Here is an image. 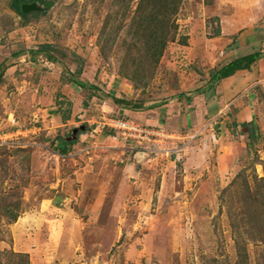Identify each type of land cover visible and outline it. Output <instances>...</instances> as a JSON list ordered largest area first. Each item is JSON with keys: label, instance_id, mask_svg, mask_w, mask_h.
<instances>
[{"label": "rangeland", "instance_id": "rangeland-1", "mask_svg": "<svg viewBox=\"0 0 264 264\" xmlns=\"http://www.w3.org/2000/svg\"><path fill=\"white\" fill-rule=\"evenodd\" d=\"M9 2L0 0V264H264V87L251 90L248 122L237 105L248 87L215 115L201 106L222 100L223 85L213 99L195 91L236 43L215 38L221 17L245 9L242 20L258 1L183 0L176 30L153 38L139 0H54L27 19ZM250 24L264 27V15ZM41 43L62 55L33 53ZM111 94L140 107H119ZM157 107L171 118L154 120L165 131L154 144L114 139L103 125L112 116L153 121ZM181 127L193 137L176 150ZM40 212L45 228L53 218L51 238L27 219L17 229L28 247H14V223Z\"/></svg>", "mask_w": 264, "mask_h": 264}, {"label": "crops", "instance_id": "crops-1", "mask_svg": "<svg viewBox=\"0 0 264 264\" xmlns=\"http://www.w3.org/2000/svg\"><path fill=\"white\" fill-rule=\"evenodd\" d=\"M253 1H255V0H253ZM257 1L259 3V6H260V2H261V6L262 7L264 6V0H256V2ZM259 6L252 5L251 9H246V10H248V14L245 16L246 18H242V20L239 19L238 14L241 13L245 9H233L231 11L232 13H230L229 16L227 14V15H224L221 17V24L219 21L220 32H219V34L215 35V38L216 37L220 38L221 41L225 40L226 44H228L230 42L229 40H231L232 43L236 42L234 44L231 43L232 45H229L227 47L228 50L226 48L227 51L225 52V54H226L225 56H226L227 62L231 61V59L233 60L236 57L242 56L243 54L236 55L235 52L241 51V50L245 49L246 47H250V49H252V51L250 53L254 52L257 49L260 52L264 53V27L261 26L260 28H257V27L252 28L251 26H253V25L250 24L251 21L255 22L256 20H260V18L264 15V9H258ZM244 22H247L246 25L241 26V24H243ZM256 32L261 35L262 40H261V42L257 41V43L255 44V38L257 36H253V34H255ZM246 37H248V38H246ZM212 49H213L214 54L211 52H209V53L211 56V60L214 62L215 58H217L215 56L216 55L215 51L217 49L216 48L215 49L212 48ZM222 53H223V51L221 52V54ZM247 54H249V53H247ZM223 55H224V53H223ZM223 55H220V56H223ZM244 55H246V54H244ZM221 85H223L222 88H224V91H221L223 94L222 100L217 99L216 101H211L212 103H210V105L208 104L204 107L202 105L201 107H202V110L204 111V112L202 111V115L208 111H212V113H214V115H215L218 112L222 111L223 109L225 110V108L221 107V105L224 106V103L226 104V101H231L234 99L237 100V98L244 91V89L248 87L246 89L247 90L246 93L248 96V97H246L247 99H243V100L241 99L242 101L240 100V102L237 103V105L238 106L241 105L243 113L245 111L244 114L246 116L241 117V120H245L247 122L249 120H252L251 118L253 116V113L251 111V109H252V107H251L252 102L251 101H253L252 97H254L255 94L251 90H253L255 88L260 90L261 88L264 87V55L262 57L258 58L255 62H253L248 69L238 70L233 75L218 80L215 83V89L214 90L217 91V87H219ZM191 98L189 100H186V101L190 103ZM211 99H213V96H211ZM186 104H188V103H186ZM190 110L192 112V111H195L197 109L194 106V109L191 108ZM148 111L146 112L147 114H149ZM152 111L154 112V114L150 115V116H151L153 121H147L150 124H155V125H156V123L159 124L160 122L154 123V120L163 121L161 118H163L164 122L167 123L169 121V118H171L169 116L164 115V109H162V108L157 107L156 109H154ZM131 112L135 113L136 111H131ZM168 112L169 111L165 112V114H167ZM223 114H226V112L224 111ZM57 116H59V115L58 114L54 115L55 118ZM154 116H156V117H154ZM228 116H229V114H228ZM178 117L179 116L175 117L176 121H174L175 118L171 119L172 120L171 121L172 126H173L171 128H175L176 126H178V123H180V119ZM181 118H182V124L183 125L188 126V124H190L191 117H190L189 113H187V114L184 113L181 116ZM236 121H238V120H236ZM219 122H221V121H219ZM215 123H216V121H215ZM228 125L230 126V123ZM183 128L192 129L191 127H183ZM181 130L184 131L182 129V127H181ZM99 144H102V143H99ZM52 200H53V198H49V200H48L49 205H48L47 209L50 208L52 210L54 208L57 210L58 208H57V206L52 204ZM40 204H43V203H40ZM40 207L44 208L45 206H40ZM40 210H43V209H40ZM39 214H40L39 216L34 217V218H32V214H24V215L20 216L19 219H17V221L14 223L15 224L14 225L15 226L14 236H13L14 247L16 244H19L20 246L25 248V247H28V242H29V239H26L24 236L25 233H23L22 230L17 229V225H18L19 221H24L27 219L30 220L31 222L28 223L31 226L30 228L34 229L36 226V228L39 229V230L37 229L36 231H41V234H42L44 240H47L45 237H50L53 234V229L50 228L53 225L52 221L51 222L48 221V220H53L52 216H49L47 218V221H45L46 224H48L47 228H45V226H41V225H42L43 221L45 220L44 219L42 221V219L45 218L46 216L44 217V215H42L41 212ZM69 222H71V219ZM49 223H50V227H49ZM48 227H49V229H48ZM23 239H25V240H23ZM43 244H46V243H43Z\"/></svg>", "mask_w": 264, "mask_h": 264}, {"label": "trees", "instance_id": "trees-1", "mask_svg": "<svg viewBox=\"0 0 264 264\" xmlns=\"http://www.w3.org/2000/svg\"><path fill=\"white\" fill-rule=\"evenodd\" d=\"M183 0H139L138 2V9H146V7H149V11L147 12L148 18H146L148 24H153V27L150 31L151 38L155 37V35L158 34L160 36V31L163 30L165 35H168L172 32V30H176V22H175V17L179 11V7L181 5ZM36 3L41 9L38 11L31 10L29 12H24L22 11L21 7L23 4L26 3ZM54 4V0H10L9 5L10 8L13 9L20 17L27 19L29 14H40V13H45L47 10H49L52 5ZM145 21V19H143ZM155 23V24H154ZM220 30L218 29L215 33L219 34ZM162 34V37L160 39V46H163L165 43V35ZM158 39V37H157ZM33 53L37 54H43L50 60H57L56 54L62 55L61 49L57 46H55L52 43H41L38 45L36 49L32 51ZM264 55L263 52H260L258 49L255 50L252 53L242 55L239 57H236L235 59L227 62L226 64L220 66L219 68L215 69H210L211 77L208 80V85L206 88L200 87L197 88L195 91L199 94H202L206 91H209L207 93L208 96L213 94L214 89H215V83L222 79L229 77L233 75L236 71L241 70V69H248L250 65L255 62L258 58L262 57ZM73 81V79H71ZM75 83L81 85V82L74 81ZM113 99V101L116 104H119V107L124 104V107L121 106L122 108H128L127 106L130 107H140L138 105H132L129 103V101H123V99H119L117 97H114V94L110 95ZM211 97V96H210ZM209 97V98H210ZM186 100H189L191 97L186 95L184 97ZM147 123V122H146ZM237 122L235 120L233 121V124L230 125L229 127L231 128L232 126L236 125ZM245 125V121L241 123V125ZM148 125H155V124H150ZM155 126H158L157 124ZM169 128V127H168ZM106 132L105 134H107ZM60 140L58 142H55L54 146L60 150L61 153H65V145L62 146L63 144L61 143ZM74 140L70 141V143H73ZM12 218L16 219L17 214H12ZM20 254H26V253H20ZM26 264H28V260L26 261Z\"/></svg>", "mask_w": 264, "mask_h": 264}, {"label": "built area", "instance_id": "built-area-1", "mask_svg": "<svg viewBox=\"0 0 264 264\" xmlns=\"http://www.w3.org/2000/svg\"><path fill=\"white\" fill-rule=\"evenodd\" d=\"M106 121L103 123L108 129L112 131L114 139L120 138L123 140V142H131L136 145H145V144H154L155 143V137L158 134V132H165L164 130L157 128V126L148 125V123L144 121H136L130 117L125 116H112L105 118ZM215 123V121H212ZM170 129V128H169ZM174 129H170V133L172 134ZM177 138H181L183 140L187 139V141L184 143V141H179L180 144L175 146L176 150L183 149L186 144L192 139L193 135H188L187 132H183L181 130L176 131ZM164 134V133H163ZM185 135L184 138H182L181 135ZM173 136V135H172ZM97 140V138H96ZM98 147V145H96ZM102 147V146H101Z\"/></svg>", "mask_w": 264, "mask_h": 264}, {"label": "water", "instance_id": "water-1", "mask_svg": "<svg viewBox=\"0 0 264 264\" xmlns=\"http://www.w3.org/2000/svg\"><path fill=\"white\" fill-rule=\"evenodd\" d=\"M21 9L24 12H29L31 10H36V9H41V8L36 3L32 2V3L23 4ZM79 129H84V125H82L81 127L73 128L72 131H71L70 139H75L76 138V133L78 132Z\"/></svg>", "mask_w": 264, "mask_h": 264}]
</instances>
